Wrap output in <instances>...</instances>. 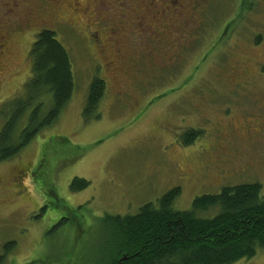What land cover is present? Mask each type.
<instances>
[{
    "label": "rangeland",
    "instance_id": "374dc122",
    "mask_svg": "<svg viewBox=\"0 0 264 264\" xmlns=\"http://www.w3.org/2000/svg\"><path fill=\"white\" fill-rule=\"evenodd\" d=\"M42 30L67 52L73 92L0 164L4 264H92L105 215H134L174 188L177 211L224 187L258 183L264 196V0H0L11 52L0 108L25 93ZM94 78L106 90L85 121ZM75 178L87 188L72 192ZM236 264H264V250Z\"/></svg>",
    "mask_w": 264,
    "mask_h": 264
},
{
    "label": "trees",
    "instance_id": "16d2710c",
    "mask_svg": "<svg viewBox=\"0 0 264 264\" xmlns=\"http://www.w3.org/2000/svg\"><path fill=\"white\" fill-rule=\"evenodd\" d=\"M29 56L32 74L25 93L0 108V164L17 157L43 129L53 126L72 97L70 60L54 32L42 30ZM105 90V81L94 78L83 110L85 121L99 118L96 113ZM48 96L50 108L44 113ZM198 135L187 132L184 145L193 144ZM87 186V181L75 178L70 190L78 192ZM179 193L180 189L174 188L155 205L144 204L134 215H105L101 221L108 234L92 264H236L264 250L260 184L224 187L218 194L199 196L189 211L173 209ZM44 212L45 206L39 209L40 214ZM210 212L214 214L207 216ZM12 245L5 246L0 264Z\"/></svg>",
    "mask_w": 264,
    "mask_h": 264
},
{
    "label": "flooded vegetation",
    "instance_id": "af4514ba",
    "mask_svg": "<svg viewBox=\"0 0 264 264\" xmlns=\"http://www.w3.org/2000/svg\"><path fill=\"white\" fill-rule=\"evenodd\" d=\"M9 42L10 41H9V36L8 35L0 36V71L3 69V66H5L6 60L11 55V52L7 48ZM118 53L121 54L120 51ZM121 56L122 55H120V57Z\"/></svg>",
    "mask_w": 264,
    "mask_h": 264
},
{
    "label": "water",
    "instance_id": "95a60500",
    "mask_svg": "<svg viewBox=\"0 0 264 264\" xmlns=\"http://www.w3.org/2000/svg\"><path fill=\"white\" fill-rule=\"evenodd\" d=\"M121 260H122V261H125V260H126V257H123Z\"/></svg>",
    "mask_w": 264,
    "mask_h": 264
}]
</instances>
